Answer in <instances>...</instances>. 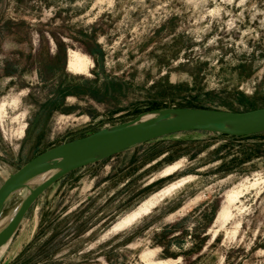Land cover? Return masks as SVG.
<instances>
[{
  "label": "rangeland",
  "instance_id": "rangeland-1",
  "mask_svg": "<svg viewBox=\"0 0 264 264\" xmlns=\"http://www.w3.org/2000/svg\"><path fill=\"white\" fill-rule=\"evenodd\" d=\"M71 50L86 72L68 69ZM162 107H264V0H0V185L51 146ZM25 225L32 240L9 264H264V132H181L113 154L50 186Z\"/></svg>",
  "mask_w": 264,
  "mask_h": 264
},
{
  "label": "water",
  "instance_id": "water-1",
  "mask_svg": "<svg viewBox=\"0 0 264 264\" xmlns=\"http://www.w3.org/2000/svg\"><path fill=\"white\" fill-rule=\"evenodd\" d=\"M146 112H154L155 115L140 120L141 114ZM188 131L234 137L264 132V107L244 111L162 107L141 112L131 120L100 128L39 152L11 173L0 185V220L11 196L22 188L26 189L24 197L12 213V218L0 231V245L8 239L12 241L34 200L65 174L151 140ZM44 173L49 175L41 182L30 186L27 184L32 177Z\"/></svg>",
  "mask_w": 264,
  "mask_h": 264
},
{
  "label": "bare ground",
  "instance_id": "bare-ground-1",
  "mask_svg": "<svg viewBox=\"0 0 264 264\" xmlns=\"http://www.w3.org/2000/svg\"><path fill=\"white\" fill-rule=\"evenodd\" d=\"M90 65H91L90 60L86 56H84V55H82L76 51H72V50L69 51L68 69L70 71H73L75 73H83V72H86L88 70ZM154 115H155L154 112H146L144 114H141L140 120L149 119ZM175 168H177V166H175ZM48 175H49V173H44V174H40L38 176L32 177L30 180H28L27 184L29 186L33 185V184H37V183L41 182L42 180H44ZM238 193H239L238 191H232L231 193H228V195L226 196L225 201H224V205L221 207V209L219 210V212L216 216V222L219 223L221 226L229 219V217H230L229 206H230V204H232L233 201H235ZM152 205H153L152 202H149V201L142 203L137 209H135L134 211L130 212L129 214H127L123 218H121L119 221H117L113 225L112 229L118 230V229L130 224L131 222L136 220L141 214H143L144 212H147ZM11 218H12V215L9 218L8 222L10 221ZM8 222L6 223V225L8 224ZM6 225H4L0 229V231L3 230ZM8 241H9V239L6 242H8ZM6 242H4V243H6ZM171 261L172 260H159V261L146 260L147 264H171L172 263Z\"/></svg>",
  "mask_w": 264,
  "mask_h": 264
},
{
  "label": "crops",
  "instance_id": "crops-1",
  "mask_svg": "<svg viewBox=\"0 0 264 264\" xmlns=\"http://www.w3.org/2000/svg\"><path fill=\"white\" fill-rule=\"evenodd\" d=\"M133 149V148H132ZM131 150V149H129ZM89 166V165H88ZM66 175V174H65ZM64 175V176H65ZM63 178V176L61 177ZM59 178V179H61ZM58 179V180H59ZM58 180H56L55 182H57ZM54 182V183H55ZM53 183V184H54ZM53 184H51L50 186H52ZM49 186V187H50ZM47 187L35 200L34 202H36L39 198H42L43 194L47 191V189L49 188ZM49 196V195H48ZM33 202V203H34ZM32 203V205H33ZM32 205L29 207L31 208ZM28 211V210H27ZM26 214L25 213V217L21 223V225L19 226L16 234L14 235L12 241L9 243L8 245V257L6 259V261H4L3 263L5 264H9L11 262V260H14L16 258V256H18L20 253H22L25 250V247L29 244V242L32 240V234H31V230L26 229ZM33 223L35 224V221H33Z\"/></svg>",
  "mask_w": 264,
  "mask_h": 264
},
{
  "label": "trees",
  "instance_id": "trees-1",
  "mask_svg": "<svg viewBox=\"0 0 264 264\" xmlns=\"http://www.w3.org/2000/svg\"><path fill=\"white\" fill-rule=\"evenodd\" d=\"M93 131H96V130H92L91 132H93ZM91 132H88V133H86V134H89V133H91ZM260 133H261V132H260ZM86 134H85V135H86ZM257 134H258V133H257ZM83 136H84V135H83ZM247 136H248V135H247ZM231 137H234V136H231ZM241 137H244V136H241ZM165 234H166V232H165L164 228L158 233L159 239H158L157 243H158L159 245L162 246L160 252H164V250H165L164 245L161 243V239H162V237H163Z\"/></svg>",
  "mask_w": 264,
  "mask_h": 264
}]
</instances>
